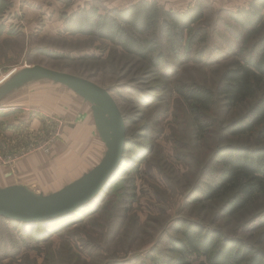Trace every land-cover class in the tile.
Listing matches in <instances>:
<instances>
[{"label":"rangeland","instance_id":"1","mask_svg":"<svg viewBox=\"0 0 264 264\" xmlns=\"http://www.w3.org/2000/svg\"><path fill=\"white\" fill-rule=\"evenodd\" d=\"M58 1L63 4L47 6L36 22L55 28L53 23L61 19L63 32L41 38L36 32L22 36L15 31L14 68L0 72V88L37 65L84 79L116 101L126 121L129 146L142 145L148 155L141 161L127 148V159L114 181L76 216L81 222L50 235L47 242L32 241L29 229L0 217V264H152L148 256L153 249L170 255L169 240L178 236L173 226L181 219L220 229L264 250L261 216L243 212L228 217L220 212L222 200L205 201L192 194L195 187L212 182L220 168L209 164L212 152L222 144L220 123L229 124L248 105L229 111L217 104L203 133L176 92L180 85L216 92L227 67L258 54L264 24L260 29L242 28L232 14L245 7L231 8L227 0H193L191 6H204V18L185 32L162 31L157 9H165V0H159L151 35L159 38L166 61L153 67L108 41L64 34L66 17L82 8L93 17L103 15L109 9L105 4ZM13 94V100H5ZM76 114L81 121L74 122ZM86 120L92 130L78 129ZM94 126L91 103L62 84L32 77L14 88L0 99V188L23 186L35 195H49L77 181L107 151ZM232 141L254 145L256 137ZM31 157L35 170L31 162L27 174L15 168L19 160ZM195 198L199 201L193 202Z\"/></svg>","mask_w":264,"mask_h":264},{"label":"trees","instance_id":"2","mask_svg":"<svg viewBox=\"0 0 264 264\" xmlns=\"http://www.w3.org/2000/svg\"><path fill=\"white\" fill-rule=\"evenodd\" d=\"M157 7V1L142 0L124 8L108 9L103 15L96 13L95 17L89 9H78L64 19L65 33L108 41L126 54L159 67L166 60L159 38L151 35L156 25L154 11ZM157 10L162 15L159 29L172 33L192 29L205 15V8L200 3L185 11ZM232 17L242 28L260 29L264 24V0H252ZM181 47L180 43L178 49ZM258 49L256 56L237 60L223 71L216 92L203 86L188 85L178 86L176 92L187 105L193 125L203 133L208 131V115L217 104L229 111L248 105L229 124L220 123L218 131L222 144L212 152L209 161L211 166L218 164L220 168L212 182L195 187L192 194L205 201L222 200L220 212L228 217L252 212L254 217L261 216L264 223V36ZM252 136L256 137L254 145L232 141ZM127 148L141 161L148 155L142 145L129 146V140ZM126 159L125 155L123 163ZM196 201L199 200L195 198L193 202ZM91 205L71 217L51 223L10 222L29 229V239L43 243L49 241L50 235L55 236L79 224L81 220H76V216L84 214ZM254 209L256 213L251 211ZM173 231L178 236L169 240L170 255L153 249L155 253L148 256L152 264H264L263 249L229 237L220 229L181 219L173 226Z\"/></svg>","mask_w":264,"mask_h":264},{"label":"water","instance_id":"3","mask_svg":"<svg viewBox=\"0 0 264 264\" xmlns=\"http://www.w3.org/2000/svg\"><path fill=\"white\" fill-rule=\"evenodd\" d=\"M32 77L62 84L91 103L95 126L107 151L94 169L58 192L35 195L23 186L0 188V217L23 224L51 223L93 204L118 173L128 140L126 121L116 101L98 86L72 75L39 65L28 67L0 88V99Z\"/></svg>","mask_w":264,"mask_h":264},{"label":"crops","instance_id":"4","mask_svg":"<svg viewBox=\"0 0 264 264\" xmlns=\"http://www.w3.org/2000/svg\"><path fill=\"white\" fill-rule=\"evenodd\" d=\"M85 1L88 2V0ZM91 1L92 3L93 2L96 3V1H99L102 4H105V6H107L109 9H119L136 4L142 0H91ZM149 1H157V3H160L159 0H149ZM251 1L252 0H227V4H231V6L229 5V7L231 8L247 7ZM57 4H63V3H61L58 0H0V72H4L8 68H11V70L14 68L13 66L15 60V31L21 32L22 36H29L34 32H36L38 33V36L41 38H46L45 36L47 35L50 36L53 34H55L57 37L59 33L63 32V21L61 19H59L55 24L53 23V25H57L55 28H51L49 23L41 25L39 24V22H36V20L39 19L40 12L42 13L46 12L47 6H49L50 8L51 7L55 8L57 7L56 6ZM163 4L165 5L166 10L177 9L176 11H185L189 7H191V5L193 4V0H165V3H162V5ZM173 4H179V5L178 7H173ZM55 12L60 13V11H55ZM20 13L24 15L22 19H19L21 15ZM15 15H17V17H15ZM55 15L57 16V14ZM18 25H21V27H18ZM49 28L50 30H52L51 32ZM17 93L18 92H16L15 94ZM13 98H14V94L8 96L5 100L9 101L10 99L13 100ZM76 116L74 118V122L78 118L79 121H81L80 116H78V114H76ZM79 125L81 126H78L77 127L78 129L85 130L91 128V123L87 120L86 122H80ZM32 160L33 157L21 159L17 164H15V168L21 171L23 174H27L30 171L29 169L30 162L32 169L36 168V166H34V163H32Z\"/></svg>","mask_w":264,"mask_h":264}]
</instances>
